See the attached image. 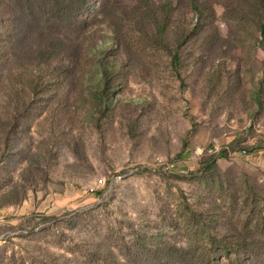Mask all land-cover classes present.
I'll return each instance as SVG.
<instances>
[{"label":"rangeland","instance_id":"374dc122","mask_svg":"<svg viewBox=\"0 0 264 264\" xmlns=\"http://www.w3.org/2000/svg\"><path fill=\"white\" fill-rule=\"evenodd\" d=\"M2 2L0 264H206L207 236L264 264L252 1ZM65 2L76 16L60 15ZM153 11L170 14L165 42ZM101 61L119 68L105 94ZM217 142L214 160L195 154Z\"/></svg>","mask_w":264,"mask_h":264},{"label":"trees","instance_id":"16d2710c","mask_svg":"<svg viewBox=\"0 0 264 264\" xmlns=\"http://www.w3.org/2000/svg\"><path fill=\"white\" fill-rule=\"evenodd\" d=\"M82 2L86 1V0H81ZM247 2L250 0H246ZM253 5L256 7V12L259 11L260 12V21L258 22V30L260 32L261 35V40L264 41V0H251ZM189 4H190V8L193 12H196L198 10V3L199 0H188ZM4 5L5 3L2 2L0 4V6L3 8L4 10ZM69 5V2H65L62 3V7L58 10L60 12L61 16H67V17H71L76 16L78 14V12L80 10H73L71 8H67ZM169 4H167L166 6H168ZM2 8H0V32L2 33L5 27V23H4V12L2 11ZM67 8V9H66ZM149 11H151L150 9H148ZM151 17H153V22H152V30L154 35V38L157 41L160 42H165L166 40V24L170 19V14L169 13H160L159 15H157V13L155 11H153V14L151 15ZM163 20L166 22L164 23ZM1 36V35H0ZM1 40V38H0ZM262 49L264 51V45L262 46ZM4 45L0 43V62L1 59L4 55ZM172 59H173V65H174V70L178 73V61H179V53L177 51V48L174 49L171 53ZM54 62V61H52ZM49 67H52V65H49ZM118 66L115 65L114 62H112L109 65H106L103 61H101L100 63H98L97 69H96V76H97V85L99 87H101V92L105 94V87H108V82L110 81L111 78L114 77V73H116V71L118 70ZM36 74L34 76H31L30 78L33 79H29L28 83H27V87H29V92L30 93H37V90L40 89V87H38L37 83H35V78L40 75V72L37 74V70L33 69ZM33 71V72H34ZM36 76V77H35ZM102 100L105 102H109L110 99L104 98V96L102 97ZM214 145V144H213ZM226 147L222 148L225 149ZM221 151V150H220ZM218 152L216 154L210 155L211 156V160H214V158L216 156H218L219 154H223L221 152ZM153 239V238H151ZM225 239V238H224ZM155 240V239H154ZM152 240V241H154ZM205 242L207 245L210 246L209 248V252L206 255L207 257V261L206 264H241V259H240V254L247 256L248 253H246L245 249H236L234 248L232 251L229 250L231 247L228 246L227 242H223V237L219 238V237H215V236H207L205 239ZM176 248V245H170V248ZM221 247V249H220Z\"/></svg>","mask_w":264,"mask_h":264},{"label":"built area","instance_id":"2783aa9c","mask_svg":"<svg viewBox=\"0 0 264 264\" xmlns=\"http://www.w3.org/2000/svg\"><path fill=\"white\" fill-rule=\"evenodd\" d=\"M216 145H219L218 142ZM243 153H245V150H242ZM215 152V146H207V148L203 149L202 151L199 149H196L195 154L199 157L201 155H213L216 154ZM169 166H173V164H170Z\"/></svg>","mask_w":264,"mask_h":264},{"label":"bare ground","instance_id":"6f19581e","mask_svg":"<svg viewBox=\"0 0 264 264\" xmlns=\"http://www.w3.org/2000/svg\"><path fill=\"white\" fill-rule=\"evenodd\" d=\"M210 146H215V152H218V150H219V148H220V146H219V145H216V144H214V145H210Z\"/></svg>","mask_w":264,"mask_h":264}]
</instances>
